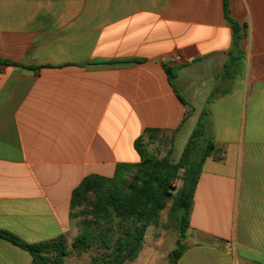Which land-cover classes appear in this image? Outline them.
I'll return each instance as SVG.
<instances>
[{"label":"crops","instance_id":"1","mask_svg":"<svg viewBox=\"0 0 264 264\" xmlns=\"http://www.w3.org/2000/svg\"><path fill=\"white\" fill-rule=\"evenodd\" d=\"M229 8L240 48L223 0H0V231L69 235L85 177L208 109L224 157L202 167L177 264H264V0ZM0 264L32 257L0 238Z\"/></svg>","mask_w":264,"mask_h":264},{"label":"trees","instance_id":"2","mask_svg":"<svg viewBox=\"0 0 264 264\" xmlns=\"http://www.w3.org/2000/svg\"><path fill=\"white\" fill-rule=\"evenodd\" d=\"M229 2L223 0L224 14L233 30L235 45L240 48L243 28L231 18ZM166 72L171 80L176 77L171 69ZM146 134L152 137L160 132L148 130ZM136 149L140 163L118 165L112 178L87 176L73 191L70 218L81 221V231L73 240L62 235L30 245L4 231H0V238L29 252L32 264H63L71 252L88 253L93 246L103 253L94 256L92 264H126L138 257L148 228L158 223L170 205L172 212L180 213L176 219L179 249L170 255L177 264L187 249L184 241L202 167L210 157H224L215 148L209 110L200 113L177 162L170 158L173 148L161 159L147 156L142 139L136 142Z\"/></svg>","mask_w":264,"mask_h":264},{"label":"rangeland","instance_id":"3","mask_svg":"<svg viewBox=\"0 0 264 264\" xmlns=\"http://www.w3.org/2000/svg\"><path fill=\"white\" fill-rule=\"evenodd\" d=\"M176 87L178 92L187 99V96H184V90L180 81H176ZM205 105L206 103L203 109L208 107H205ZM195 123L194 118H190L182 131L177 134L176 138L171 133H166L151 140L148 138L144 139L143 145L147 156L158 159L164 158L170 152V148L173 147L170 158L174 162H177L189 140ZM180 185L181 182L178 183V186ZM178 216H180V213L172 212L169 205L168 209L162 212L158 223L148 228L146 238L143 241L142 248L144 250L141 256L129 264H174V259L170 255L176 249H179L176 245V241L179 239V228L176 220ZM71 226V232L68 235L70 241L80 233L81 221L79 219H73ZM102 253L103 250L96 246H93L92 250L88 253L79 254L71 252L64 259L63 264H92L93 257Z\"/></svg>","mask_w":264,"mask_h":264}]
</instances>
